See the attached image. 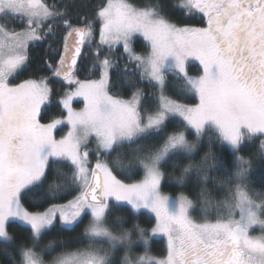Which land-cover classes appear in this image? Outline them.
<instances>
[{"label": "snow or ice", "instance_id": "1", "mask_svg": "<svg viewBox=\"0 0 264 264\" xmlns=\"http://www.w3.org/2000/svg\"><path fill=\"white\" fill-rule=\"evenodd\" d=\"M171 7L186 17L199 15L202 25H179L163 6L144 0H99L90 18L69 17L46 0H0V238L7 242L0 252L18 256L16 264H46L36 251L44 237L57 222L74 231L85 216L90 219L82 231L62 242L85 246L50 264H264V193L254 199L244 183L251 161L236 156L234 171L223 172L229 198L213 201L209 188V173L224 169L212 150L217 142L236 152L264 137V0H178ZM13 20L24 27H10ZM47 37L59 44L58 60L45 62L51 75L12 84L29 61L30 44ZM141 37L149 42L143 54L133 47ZM105 47H122L132 71L161 87L154 107L144 105L138 88L127 99L111 94L119 65L107 55L101 59ZM89 59L98 78L81 80L80 62ZM190 60L199 62L198 75L189 72ZM123 71H130L127 64ZM168 72L184 81L181 95L193 93L198 103L164 94ZM54 78L69 86L58 101L61 118L48 117ZM76 97L83 98L82 109L72 107ZM60 126L68 131L57 138ZM205 144L209 150L200 156ZM258 147L264 159V139ZM168 166L180 171L182 185L200 178L195 195L202 205L183 193L162 192ZM141 169L142 179L118 178L131 179ZM121 209L126 215H114ZM196 211L215 218L198 222ZM146 213L155 219L150 229L137 219ZM16 222L27 228L23 238L10 232ZM256 226L259 236L251 235ZM158 234L167 237L160 258L149 252ZM138 240L143 255H133Z\"/></svg>", "mask_w": 264, "mask_h": 264}, {"label": "trees", "instance_id": "2", "mask_svg": "<svg viewBox=\"0 0 264 264\" xmlns=\"http://www.w3.org/2000/svg\"><path fill=\"white\" fill-rule=\"evenodd\" d=\"M47 3L52 4L55 2L58 5L60 11L67 10L69 17H91L94 8L99 3V0H46ZM144 2L157 3L165 8V14H169L174 22L180 25H197L198 22L193 17H186L180 12L172 9L171 5L178 2V0H144ZM9 20L12 18L9 17ZM14 27L17 30H20L24 27L23 24L17 23L15 20L12 21ZM66 29H61L60 32L63 34ZM53 37H47L43 42H33L29 46V61L26 65L17 72L11 83L18 84L27 79H40L41 77L50 76L51 73L46 67V61L58 60V56H55L53 53L59 47L58 43L53 42ZM98 40V35L96 37ZM134 50L137 53H145L149 49V44L141 37L133 45ZM87 48L85 52H87ZM106 52V49L102 53ZM101 53V55H102ZM112 59L117 60L119 67H117L112 73V83L113 87L110 89L111 94H118L121 97L127 99L130 98L133 91L137 88L141 89L143 92V103L146 107H154L159 99V88L153 82L149 81L146 77L141 78L138 72L132 71L135 68V65L129 63L127 58L123 53L122 47H116L113 50ZM127 64L129 72L125 73L123 68ZM200 67L194 64L190 65L189 72L191 74H199ZM80 79H96L98 76L92 72V60H83L80 62V72L78 73ZM167 84L164 87L165 95L173 98L180 99L181 102L186 104H196L198 102L197 98L193 93H185L181 95V92L184 88V81L178 79L173 73L169 72L166 74ZM130 82V83H129ZM51 89L54 90L52 96V102L48 105V117H62L64 115L62 111V106L58 103L60 98L63 96L64 90L67 88V85L64 84V81L59 78H54L49 81ZM47 119V118H46ZM66 129V126H61L60 129L56 131L57 135H61ZM209 135H212L209 133ZM207 139V138H206ZM259 139H264L260 137ZM259 139L252 142H245L238 152H234L226 143L217 142L216 146L212 149L217 152L220 159L224 161V169L221 172L212 171L209 175L214 178V182L209 185V188L212 191V199L223 200L229 198L230 194L226 188L221 187V182L223 180V172L234 171L235 166V157L243 156L245 159L251 161L250 170L248 174V179L244 182L247 185V189L250 194H260L264 193V159H261L259 156ZM208 146L205 144L200 150V156L204 152L208 151ZM125 154L131 156L130 152L125 150ZM117 156L116 152L111 154V158L115 159ZM200 157L197 156L198 160ZM129 163L128 160H125V164ZM63 171L69 172L70 170L64 165H58ZM166 176L162 182V192L167 193L173 196H179L180 194L188 195L192 198L198 206L202 205V201L197 200L195 193L198 191L200 178L196 175H193L191 179L186 180L182 185L179 181L180 171L171 166H168L163 169ZM130 174H125L119 176L120 179H125L126 182H132L139 180L143 177L142 169L137 175H131V179L126 177ZM41 193L39 191L33 193V197L39 196ZM76 193L72 192L69 195L65 196L63 200L59 202H65L67 199H71ZM256 196V195H255ZM46 206V205H45ZM114 215H126V212L121 209L114 213ZM192 217L197 221H203V219H214V216L205 217L203 211H196L192 213ZM138 222L142 226L151 228L155 224V219L151 214L146 213L144 216L137 217ZM89 221V216H85L83 223L75 228L74 231H63L57 223V227L53 229L44 239L40 242L41 247L37 248L36 251L43 253L46 260H52L57 255L66 251H75L76 249L83 248L85 244L83 243H68L64 244L63 241L70 240L71 238L77 236L83 229L84 225ZM10 232H14L17 236L23 238L27 234V228L21 223L16 222L12 225ZM23 243V239L17 241V245ZM7 245V242L0 239V248H4ZM47 247L54 248V251L47 252L45 250ZM9 252H12V247L8 248ZM139 251V248L137 249ZM150 251L155 257H163L166 255V242L164 239L154 238L150 243ZM124 254L120 251L118 256L122 258ZM19 260V257L15 254L11 258L5 257L3 252H0V264H16Z\"/></svg>", "mask_w": 264, "mask_h": 264}, {"label": "rangeland", "instance_id": "3", "mask_svg": "<svg viewBox=\"0 0 264 264\" xmlns=\"http://www.w3.org/2000/svg\"><path fill=\"white\" fill-rule=\"evenodd\" d=\"M176 23V22H175ZM180 25V24H179ZM183 26V25H182ZM188 26H191V25H188ZM98 39H99V37H98ZM146 41V40H145ZM148 44H149V42L148 41H146ZM116 47H113V49H112V51L111 52H109L108 51V49H107V47H105V49H106V52H104V53H102V55H101V59H103L104 58V56H109L110 58H112V55H113V50L115 49ZM191 64H194V65H196V66H199V62L198 61H194V60H190L189 61V65H188V67L190 68V65ZM200 67V66H199ZM169 73V72H168ZM16 74V73H15ZM14 74V75H15ZM167 74V73H166ZM193 75H198V74H193ZM45 77H47V76H45ZM98 78V77H97ZM80 79V78H79ZM81 80H84V79H81ZM155 83V82H154ZM64 84L65 85H67V88L64 90V92L65 91H67L68 90V88H69V86H68V84H67V82L66 81H64ZM167 84V77H166V83H165V85ZM157 85V84H156ZM165 85H164V87H165ZM158 86V88H159V96H160V93H161V87L159 86V85H157ZM49 87L51 88V86H50V84H49ZM74 87L75 86H73V89H74ZM164 87H163V92H164ZM165 94V93H164ZM62 98V97H61ZM60 98V99H61ZM197 100H198V98H197ZM198 103V102H197ZM72 107L74 108V109H76V110H79V109H82L83 107H84V100H83V98L82 97H76V98H74L73 99V102H72ZM58 118V117H57ZM61 118V117H60ZM61 127V126H60ZM60 127L58 128V129H60ZM67 131H68V128L66 127V129H65V131L61 134V135H57V133H55V135H56V137L57 138H60L62 135H64V134H66L67 133ZM228 145V144H227ZM230 148H231V146L230 145H228ZM88 147H89V149L90 150H92V151H94L95 150V147H96V142H95V138L94 137H92L91 138V140H90V143H89V145H88ZM232 149V148H231ZM233 150V149H232ZM236 152H238V151H236ZM90 159L92 160V162L94 163L95 162V159H94V157H92V156H90ZM142 179V178H141ZM133 182V181H132ZM164 193V192H163ZM164 194H167V193H164ZM169 195V194H168ZM173 196V195H172ZM253 198L254 199H256L257 198V196H255V195H253ZM257 202H259V201H257ZM152 216H153V214H151ZM154 217V216H153ZM237 218H238V216H237ZM89 219H90V216H89ZM198 222H202V221H198ZM58 224H59V222H57ZM262 234V232H261V229L259 228V226H256V227H254L252 230H251V235H253V236H259V235H261ZM156 238H161V239H164L165 240V242H166V245H167V237L166 236H164V235H162V234H158L156 237H155V239ZM0 239H2V238H0ZM134 239H136L135 237H134ZM152 239H154V238H152ZM152 239H150V243H151V241H152ZM139 248V251H137V249ZM121 252H122V254H124V251L123 250H121ZM144 252H145V248H144V246H143V242L142 241H137V245H136V247L133 249V255H143L144 254ZM149 252H150V255H152V253H151V251H150V248H149ZM38 253H40V252H38ZM41 254V256L43 257V259L46 261V264H50V262L53 260H46L45 258H44V254L43 253H40ZM153 256V255H152ZM123 257V256H122ZM155 257V256H154ZM158 258V257H157Z\"/></svg>", "mask_w": 264, "mask_h": 264}, {"label": "flooded vegetation", "instance_id": "4", "mask_svg": "<svg viewBox=\"0 0 264 264\" xmlns=\"http://www.w3.org/2000/svg\"><path fill=\"white\" fill-rule=\"evenodd\" d=\"M192 17L195 18V20L198 22L197 25H192V26H201V25H202V20H201V18L199 17V15L192 16ZM13 26H14V23H12V24L10 25V27H13ZM13 77H14V76H13ZM13 77L10 78V82L12 81Z\"/></svg>", "mask_w": 264, "mask_h": 264}, {"label": "water", "instance_id": "5", "mask_svg": "<svg viewBox=\"0 0 264 264\" xmlns=\"http://www.w3.org/2000/svg\"><path fill=\"white\" fill-rule=\"evenodd\" d=\"M61 80H63L62 78H60Z\"/></svg>", "mask_w": 264, "mask_h": 264}]
</instances>
